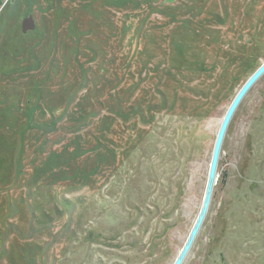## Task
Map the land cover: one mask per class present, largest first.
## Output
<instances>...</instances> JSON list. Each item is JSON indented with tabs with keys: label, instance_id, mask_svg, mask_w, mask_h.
<instances>
[{
	"label": "rangeland",
	"instance_id": "rangeland-1",
	"mask_svg": "<svg viewBox=\"0 0 264 264\" xmlns=\"http://www.w3.org/2000/svg\"><path fill=\"white\" fill-rule=\"evenodd\" d=\"M263 63L264 0H0V264H173ZM217 173L183 264H264V76Z\"/></svg>",
	"mask_w": 264,
	"mask_h": 264
},
{
	"label": "water",
	"instance_id": "water-1",
	"mask_svg": "<svg viewBox=\"0 0 264 264\" xmlns=\"http://www.w3.org/2000/svg\"><path fill=\"white\" fill-rule=\"evenodd\" d=\"M262 76H264V63L245 81L235 95L222 119L211 155L205 194L199 215L190 231L187 241L173 264H183L204 224L213 198L214 188L218 182L217 172L226 134L240 104L253 86L262 78Z\"/></svg>",
	"mask_w": 264,
	"mask_h": 264
},
{
	"label": "flooded vegetation",
	"instance_id": "flooded-vegetation-1",
	"mask_svg": "<svg viewBox=\"0 0 264 264\" xmlns=\"http://www.w3.org/2000/svg\"><path fill=\"white\" fill-rule=\"evenodd\" d=\"M27 23H29V22H27Z\"/></svg>",
	"mask_w": 264,
	"mask_h": 264
}]
</instances>
